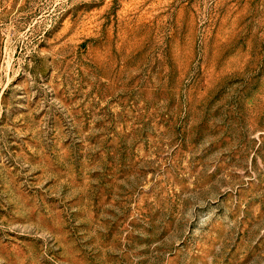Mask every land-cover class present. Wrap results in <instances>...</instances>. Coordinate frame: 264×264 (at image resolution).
Here are the masks:
<instances>
[{"label": "rangeland", "instance_id": "1", "mask_svg": "<svg viewBox=\"0 0 264 264\" xmlns=\"http://www.w3.org/2000/svg\"><path fill=\"white\" fill-rule=\"evenodd\" d=\"M0 264H264V0H0Z\"/></svg>", "mask_w": 264, "mask_h": 264}]
</instances>
